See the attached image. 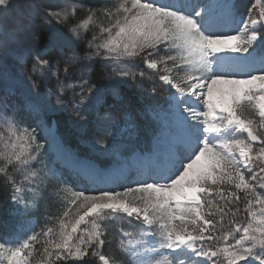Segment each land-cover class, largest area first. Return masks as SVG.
<instances>
[{
  "label": "snow or ice",
  "instance_id": "obj_1",
  "mask_svg": "<svg viewBox=\"0 0 264 264\" xmlns=\"http://www.w3.org/2000/svg\"><path fill=\"white\" fill-rule=\"evenodd\" d=\"M13 4L0 0V174L25 214L46 194L65 195L54 224L0 237V264L86 257L99 264H220L221 258L264 264V137L257 132L264 126V55H256L257 42L264 46V0L243 16L238 0H105L77 23V3L29 0L21 7L16 0L9 20ZM98 16L110 23L89 39ZM137 61L153 73L147 92L167 89V107L149 105L160 127L139 157L138 178L129 182L135 186L119 183L126 172L121 165L87 174L122 191L76 190L44 163L51 136L45 117L71 110L81 127L95 124L94 145L108 149L116 122L105 105L109 96L120 98L121 85L144 80V71L133 70ZM97 62L104 83L93 80ZM53 79L54 88L41 96V86ZM25 111L35 116V127L25 125ZM121 119L136 131L130 117ZM242 198L247 215L238 220ZM126 218L112 248L111 225Z\"/></svg>",
  "mask_w": 264,
  "mask_h": 264
},
{
  "label": "rangeland",
  "instance_id": "obj_2",
  "mask_svg": "<svg viewBox=\"0 0 264 264\" xmlns=\"http://www.w3.org/2000/svg\"><path fill=\"white\" fill-rule=\"evenodd\" d=\"M245 1L247 2L249 0H243V2ZM252 1L253 3L255 2V0ZM35 2L43 6L58 5L60 7H64L72 3H77L82 5V7L78 8L76 17L72 21L73 23H77L80 19L85 17L87 8L89 7L100 8L105 5V0H35ZM15 3L16 0H14L13 7L9 8L5 13V15L9 20H11L17 14L18 9L15 7ZM28 3L29 0H19V4L21 7H26ZM109 23L110 21L103 16L95 17L93 19L92 24L90 25V30L86 33L87 37L90 39L94 32H98L99 30L97 27L98 25L103 24L105 27H107ZM82 47L85 50H87L86 44L82 45ZM256 47H257V54H256L257 57L263 55L262 52L258 51L259 49H261L262 45L259 42H257ZM9 64L11 65V61H9ZM136 64L138 66L134 67L133 70L144 71L145 72L144 80L140 81V79L137 78L136 81L129 80L126 84L121 85L120 98L115 99L109 96L107 104L105 105V107L111 108L114 120L116 122V127L110 129V131L114 132V135L111 137V145L108 149L101 150L98 146L94 145V141L99 138L96 132L95 124L92 123L85 127H81L80 124L77 122V118L75 117V114L72 113L71 110L64 113H56V114L48 113L47 117H45L47 126L50 129H51V123L54 120L55 131L51 130V136H49L48 140L45 142L47 146V152L46 155L44 156V163L48 167L55 168L57 171L62 172L66 177H68L69 186L75 185L76 190L101 189V188H103L104 190H110L111 188L114 187L115 190L122 191V188H120L118 185L111 186L105 184H103L104 185L103 187L100 186L98 188H89L90 186L89 182L93 180L92 178L90 177L86 178L83 177V175L78 177L72 176V170L67 167V164L65 165L60 164L61 160L63 159L62 153L56 151L54 148H51V142L53 140L57 142L58 146H61L60 149L61 151L63 152L67 151V153L72 154L76 158H81L88 163L90 162L91 164H94L98 169H105L110 164H114V163H116L117 165L125 164L126 177L119 183L125 186H135L134 184L129 182L137 179L136 168L131 166L127 162V158L133 152L139 151L138 149L139 147L141 148L144 147V145L146 144L147 130L149 131L157 130L156 131L157 133L160 127L159 122L154 118L153 113L149 109V105L151 104H147L144 108L140 110V112L143 115L148 113L149 116L148 120L146 119L145 116H143L142 118L144 119V121L140 125L136 111L132 110L129 106H126L124 103L125 86H127L128 88H132L133 90L137 88L139 93L142 96H144L146 100H150L152 98V95L146 91L148 89L147 86H149L148 85L149 82L151 84L149 77L153 75L151 73L152 70L146 69L139 61L136 62ZM129 66L132 67V65ZM92 75L94 82L95 81H99L101 83L106 82L104 70L98 62L95 65ZM54 86H55V79L47 82L45 85H42L41 88L39 89L41 96H46L48 90L50 88H54ZM157 87L160 89L161 93L163 92V90L167 91L166 88H162L160 85H157ZM12 99L17 100V97L14 96L12 97ZM153 105H157V104H153ZM158 105L160 106L161 109L167 107V104L166 105L158 104ZM122 116H128L131 118V120L135 122V126H136L135 132L129 131L128 124L125 122V120L121 119ZM22 119L25 125H31L35 127L34 115H30L27 111H25L22 114ZM38 132L42 137L47 135L46 130L38 129ZM257 132L259 135L264 137V126H260L258 124ZM150 147H152V141ZM9 175L10 176L13 175L11 171L9 172ZM245 175L247 176L248 173H245ZM0 177L4 181L5 185L11 191V185L7 183L8 178L3 174H0ZM14 179H16L17 184L21 187H23L24 184L26 183V182H22L23 177L19 174H16L14 176ZM49 191L55 193V189H50ZM24 195L26 199H30L29 193H25ZM64 195L65 194L62 192H60L57 195L46 194L45 197L41 199L39 203L32 208L30 215L21 212L20 211L21 206L16 205L12 202V206H13L12 211L15 215V227L13 228V231L10 236L14 234L22 236L25 232L31 234V232L29 231L31 226H34L35 230L38 231L45 223H48L50 225L54 224L56 217L63 210ZM48 217H51L52 219L49 220ZM124 220L114 222L111 225V236L112 237L114 236L118 240V242H119V237L117 232L118 225L123 224ZM133 223L135 224L137 222L133 220ZM36 247L40 248L41 245L38 244L36 245ZM35 257L38 258L39 254L36 253ZM30 260H32V264H34V259L30 258ZM220 264H223V258H221Z\"/></svg>",
  "mask_w": 264,
  "mask_h": 264
},
{
  "label": "trees",
  "instance_id": "obj_3",
  "mask_svg": "<svg viewBox=\"0 0 264 264\" xmlns=\"http://www.w3.org/2000/svg\"><path fill=\"white\" fill-rule=\"evenodd\" d=\"M252 3H253L252 0H249L247 2L246 1L243 2V0H238V7H239L240 14L244 15L247 11V8L251 6ZM148 85H149L147 86L148 89L153 87V84L152 83L150 84V82ZM157 90L158 91L155 96L152 95V98L150 100H146L144 96H142L139 93L137 88L133 90L132 88H128L127 86L124 87V103L126 106H129L132 110L136 111L140 125L144 121V119L142 118L143 116H145L147 120L149 117L147 113L143 115L140 112L142 108H144L147 104H151V105L162 104L163 105L166 102L165 97L167 95V91L163 90V92L161 93L158 87H157ZM153 133H154L153 130L152 131L147 130L146 144L144 145V148L146 149L149 148L150 139ZM10 196H11V191L5 185L4 181L0 177V237L10 236L13 231V228L15 227V215L12 211L13 206H12V201L10 199ZM239 208H240V214L237 219L241 220L243 218H246L247 214L244 211L245 202L243 198L240 201ZM129 219L131 218H126L124 220L123 225L125 227H127V223ZM117 245H118V240L115 239L111 247L116 248ZM108 247H109L108 245L105 246V251H107ZM69 264H99V262L96 258L86 257L83 261H74V262L70 261Z\"/></svg>",
  "mask_w": 264,
  "mask_h": 264
},
{
  "label": "bare ground",
  "instance_id": "obj_4",
  "mask_svg": "<svg viewBox=\"0 0 264 264\" xmlns=\"http://www.w3.org/2000/svg\"><path fill=\"white\" fill-rule=\"evenodd\" d=\"M51 148H54L56 151H59L60 153H62L63 159L61 160V157H60V160H61L60 164L61 165L67 164V167L72 170V176H77L78 177V176H82L83 175V177L89 178L90 176L87 174V170L88 169L99 170V171H101L103 173H113V172H116L118 170V168L121 166V165H117L116 163H114V164H110L105 169H98V168H96L94 166V164L88 163V162L84 161L81 158H76L72 154L67 153V151H65V152L61 151L60 150L61 149V146H58L57 145V142L54 141V140L51 142ZM141 155H143V153H141V152H139V153H132L127 158V162L131 166H133V167L136 168V177L137 178H138V168H139V157ZM122 166L125 168V164H122ZM89 184H90L89 188H94V187H97L98 188L100 186L101 187L104 186L103 185L104 183H99V182H96L94 180L90 181Z\"/></svg>",
  "mask_w": 264,
  "mask_h": 264
},
{
  "label": "water",
  "instance_id": "obj_5",
  "mask_svg": "<svg viewBox=\"0 0 264 264\" xmlns=\"http://www.w3.org/2000/svg\"><path fill=\"white\" fill-rule=\"evenodd\" d=\"M51 130H52V131H55L54 120H53L52 123H51Z\"/></svg>",
  "mask_w": 264,
  "mask_h": 264
}]
</instances>
